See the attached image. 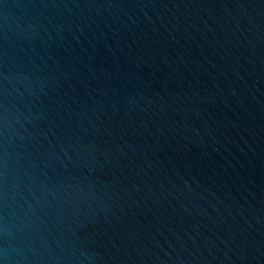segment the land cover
Returning a JSON list of instances; mask_svg holds the SVG:
<instances>
[{
  "label": "water",
  "instance_id": "water-1",
  "mask_svg": "<svg viewBox=\"0 0 264 264\" xmlns=\"http://www.w3.org/2000/svg\"><path fill=\"white\" fill-rule=\"evenodd\" d=\"M264 47V0H0V264H163Z\"/></svg>",
  "mask_w": 264,
  "mask_h": 264
}]
</instances>
